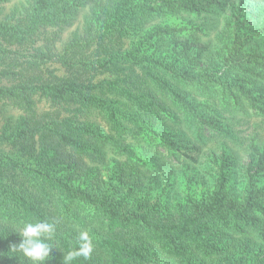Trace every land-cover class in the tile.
<instances>
[{
    "label": "trees",
    "instance_id": "1",
    "mask_svg": "<svg viewBox=\"0 0 264 264\" xmlns=\"http://www.w3.org/2000/svg\"><path fill=\"white\" fill-rule=\"evenodd\" d=\"M84 5L82 26L56 46ZM211 5L26 0L0 19V108L16 111L0 121V264H31L7 252L21 242L22 222L39 220L55 225L46 264H64L81 231L93 250L71 264H264V188L255 179L264 149L251 145L255 165L240 189L221 157L201 193L140 192L171 165L197 162L191 133L203 138L210 126L227 136L230 116L264 102V52L236 29L201 66L181 47L160 45L178 34L174 26L129 40L148 17Z\"/></svg>",
    "mask_w": 264,
    "mask_h": 264
},
{
    "label": "rangeland",
    "instance_id": "2",
    "mask_svg": "<svg viewBox=\"0 0 264 264\" xmlns=\"http://www.w3.org/2000/svg\"><path fill=\"white\" fill-rule=\"evenodd\" d=\"M211 6L205 12L180 11L176 14L153 15L148 17L142 26L132 27L130 42L145 40V37L160 25H171L179 28L178 34L171 39L157 42L167 50L170 47L182 48L190 53L189 59L197 66L211 64L218 58L222 46L229 40L230 29H236L245 39V45L254 51L264 52V0H210ZM26 0H8L0 3V19L9 17L19 10ZM90 5H84L74 16L72 24L65 27L61 40L56 46L63 44L71 33L82 26L83 19L89 14ZM264 86V83H258ZM258 91V88L255 87ZM258 108L244 104V111L230 116L224 125L230 131L227 136L217 134L210 126L200 130L203 138L191 133V141L199 145L200 153L195 155L197 162L173 164L154 174L158 182H149L140 192H149L150 196L164 199V194L182 196L188 192L198 194L212 185L213 165L224 157L228 165V175L232 190L242 188L245 182L246 170L254 167L255 157L251 145L264 149V102L257 100ZM16 111L7 106L0 108V121ZM91 116H95L91 114ZM101 122V120H96ZM199 134V133H198ZM202 137V136H201ZM205 141V142H202ZM194 154V152H191ZM165 151L157 153V157L165 159ZM158 159L154 160V162ZM170 164V163H169ZM218 164V163H217ZM187 167V168H186ZM150 176V175H149ZM163 177V178H162ZM256 182L264 188V173L255 174ZM160 181V182H159ZM145 192V193H146ZM179 198V197H174ZM173 200V198H171Z\"/></svg>",
    "mask_w": 264,
    "mask_h": 264
},
{
    "label": "clouds",
    "instance_id": "3",
    "mask_svg": "<svg viewBox=\"0 0 264 264\" xmlns=\"http://www.w3.org/2000/svg\"><path fill=\"white\" fill-rule=\"evenodd\" d=\"M15 233H18L22 239L19 244L9 245L8 257H15V254L19 253L31 261V264H46L54 248L49 241L54 238L55 225L47 220L22 222V227ZM77 239L78 247L64 255V264H71L81 256L86 259L92 252V238L87 231H81Z\"/></svg>",
    "mask_w": 264,
    "mask_h": 264
}]
</instances>
